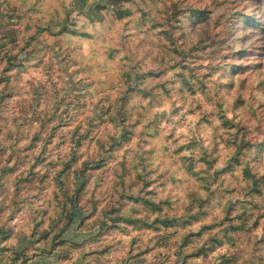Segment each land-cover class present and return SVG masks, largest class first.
I'll use <instances>...</instances> for the list:
<instances>
[{
	"label": "rangeland",
	"instance_id": "obj_1",
	"mask_svg": "<svg viewBox=\"0 0 264 264\" xmlns=\"http://www.w3.org/2000/svg\"><path fill=\"white\" fill-rule=\"evenodd\" d=\"M26 2L12 0V7L0 11V41H3L0 53L9 44L19 47L17 42L21 33L31 30V25L20 27L26 15L22 5ZM157 2L97 0L95 12L112 9L116 18L124 22L123 30L111 37H107L103 29L96 35L83 34L86 50L89 40L98 42L95 52L100 75L107 71L105 60L112 59L108 53L113 51L114 42L124 41L141 52L148 48L163 56L166 45L161 47L155 42L160 37L170 42L169 25H173L176 30L190 29L196 33L199 29L204 32L205 38L199 40L191 52L197 54L195 59H204L199 53L207 52L209 58L221 60L216 67L222 68L227 78L223 87L247 92L253 82L257 88L264 85V80L259 79L264 74V0H210L212 7L208 6V0H176L167 13H156L153 5ZM137 3L140 7L135 10L128 7ZM137 12L140 20L133 30H129V18ZM91 15L89 13L85 19ZM152 19L155 23H151ZM144 21L151 23V27L142 23ZM145 28L147 31L143 30ZM39 31L42 29H37ZM137 37H140L139 43H133ZM34 39L35 36H28L20 51L30 47ZM172 51L179 55L178 49ZM5 56L8 63L3 68L4 73L23 67L18 54L8 56L5 53ZM3 59L0 57V63ZM154 64L155 61H149L146 73L151 79L163 75V70L156 71ZM188 67L187 63L182 64V69ZM201 67L206 68L207 63ZM5 84H11V77L0 76V85ZM111 94L116 96L115 92ZM20 97L26 98L27 93L19 85L0 94V264H36L39 258L52 252L56 253L59 264H264V255H257L264 246L262 218L257 217L248 229L243 224L232 223L247 215L233 216L234 205L229 206V214L219 222L209 219L205 210L195 211L187 217L161 216L159 213L164 209L151 199L158 193L149 182L139 189L142 195L129 199L155 214L151 222L118 216L117 208L102 206L101 196L112 180L118 178L112 169L119 165L123 172L140 159V138L130 129L117 130L110 120L106 124L97 121L99 127L93 124L90 130L89 121L94 115L92 107L86 115L77 114L81 123L75 126L53 122L52 117L44 118L47 123L35 119L29 126L21 118L27 104ZM236 103H242L239 97ZM105 108L109 105L106 104ZM5 111L11 115H5ZM249 127L251 125H242L236 134ZM143 146L149 150L147 141ZM251 149L256 150L254 161L258 162L264 154V140L242 142L229 162L217 168V178L229 177L235 166L241 163L240 157ZM176 151L183 154V147ZM65 176L71 181V193L67 198L60 192L65 185L62 178ZM237 178L248 180L252 173L244 168ZM193 180L199 184L195 177ZM257 184L253 178L251 192L259 193ZM197 191L205 190L197 188ZM224 191L229 195L236 193L235 188L231 191L225 188ZM42 201L46 207L38 211L49 217L47 223L43 219L35 222L24 211L25 207L31 209ZM206 203L203 200L197 208L203 209ZM236 203L241 201L237 199ZM161 204L170 206L169 201H161ZM223 224L227 227L222 228ZM252 230L256 231L257 239L249 248L246 237ZM241 245L239 252L244 253L243 256L237 253ZM165 250L170 254L166 255Z\"/></svg>",
	"mask_w": 264,
	"mask_h": 264
},
{
	"label": "clouds",
	"instance_id": "obj_2",
	"mask_svg": "<svg viewBox=\"0 0 264 264\" xmlns=\"http://www.w3.org/2000/svg\"><path fill=\"white\" fill-rule=\"evenodd\" d=\"M96 3L97 0H27L22 5L26 15L20 27L31 25V30L21 33L17 42L19 47L9 44L0 53V57H4L0 63V76L11 77V84L0 85V94L16 85L24 89L27 97L20 99L27 107L21 118L29 126L35 119L47 123L45 117L75 126L81 123L77 114L86 115L92 107L94 115L89 121L90 130L97 121L106 124L110 120L117 130L135 132L141 141L140 159L123 172L119 165L113 168L118 178L112 180L101 196L102 206L117 208L118 216L151 222L155 214L129 199L142 195L139 189L151 182L158 193L151 199L164 209L159 213L161 216L187 217L195 211L205 210L209 219L219 222L229 214V206L234 205L233 216L247 215L232 223L243 224L248 229L257 217H261L264 233V180H261L264 177V154L255 162L256 150H248L229 177L217 178L215 175L217 168L229 162L242 142L264 140V85L257 88L253 82L247 92L223 87L227 78L223 69L216 67L221 60L209 58L207 52L199 53L204 59H195L197 54L191 52L199 40L205 38L204 32L199 29L196 33L190 29L176 30L173 25H169L170 42L164 37L155 42L161 47L166 45L163 56L148 48L141 52L124 41L114 42L113 51L108 53L112 59L105 60L107 71L100 75L95 52L98 42L89 40L86 50L83 34L96 35L103 29L105 35L111 37L123 30L124 22L116 18L112 9L95 12ZM174 3L176 0H158L153 8L156 13H167ZM0 5H3L0 11L13 6L12 0H0ZM180 6L183 7V3ZM208 6L212 7L210 0ZM128 7L135 10L140 5L130 4ZM89 13L92 15L85 19ZM129 20V30H133L140 14L137 12ZM142 23H147L150 28L155 19L151 23ZM37 29L42 31L37 32ZM143 30L147 31V28ZM28 36H35V39L21 52L20 47ZM139 39L137 37L133 43H139ZM173 49H178L179 55H174ZM5 53L8 56L18 54L23 67L4 73L3 68L8 63ZM150 60L155 61L156 71L163 70V75L156 79L146 75ZM184 63L189 65L186 70L182 69ZM205 63L207 67L202 68ZM259 79L264 80V74ZM112 92L116 93L115 97ZM237 97L242 103H236ZM106 104L111 111L105 108ZM4 114L11 115L7 111ZM244 124L251 127L237 135L236 130ZM144 141L150 151L144 148ZM178 147H183V154L176 151ZM244 168L251 171L252 178H237ZM194 177L199 181L198 185L194 183ZM62 178L65 185L60 192L67 198L71 193V181L66 176ZM253 178L258 182L259 193L250 191ZM197 188L205 191L199 192ZM225 188L229 191L235 188L236 193L229 195ZM237 199L240 204L236 203ZM203 200L207 201L204 208H197ZM161 201H169L170 206L161 204ZM42 207H46L43 201L31 209L25 207L24 211L35 222L43 219L47 223L49 217L38 211ZM221 227L226 228L227 224ZM246 239L250 248L257 239L256 231L248 232ZM239 247L242 245L238 246L237 253L245 255L239 252ZM165 253L170 254L169 250ZM257 255H264V246Z\"/></svg>",
	"mask_w": 264,
	"mask_h": 264
},
{
	"label": "crops",
	"instance_id": "obj_3",
	"mask_svg": "<svg viewBox=\"0 0 264 264\" xmlns=\"http://www.w3.org/2000/svg\"><path fill=\"white\" fill-rule=\"evenodd\" d=\"M36 264H59L56 253H50L43 255L41 258L37 260Z\"/></svg>",
	"mask_w": 264,
	"mask_h": 264
}]
</instances>
